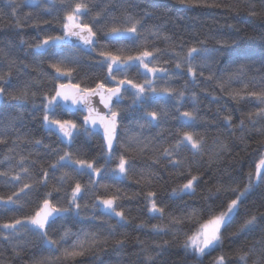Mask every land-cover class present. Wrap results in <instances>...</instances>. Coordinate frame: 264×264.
Instances as JSON below:
<instances>
[{"label": "clouds", "instance_id": "clouds-1", "mask_svg": "<svg viewBox=\"0 0 264 264\" xmlns=\"http://www.w3.org/2000/svg\"><path fill=\"white\" fill-rule=\"evenodd\" d=\"M0 264H264V0H0Z\"/></svg>", "mask_w": 264, "mask_h": 264}, {"label": "snow or ice", "instance_id": "snow-or-ice-1", "mask_svg": "<svg viewBox=\"0 0 264 264\" xmlns=\"http://www.w3.org/2000/svg\"><path fill=\"white\" fill-rule=\"evenodd\" d=\"M64 28H65V31L70 33V34L80 35V38L82 40H87L92 35V33L90 31H89V36L88 37H85V36L81 35V33H83L85 30H87V26L86 25H81L80 23H78L76 18L73 15H69L67 17V23H65ZM74 29H79L80 32L79 33H74L73 32ZM101 54L105 55V56H111V58L113 60H118L119 59L118 56H114L111 53H101ZM145 55H148V53H145ZM55 67H56V71H58V72L63 71V69H61L59 66H55ZM60 87H61V91H58L57 95H63L65 97V99H67L70 94L65 92V91H63V89L68 88V87H78V86L61 85ZM73 99H75V98L73 97ZM91 118L93 120L99 119L102 123H107L105 121L104 117L97 116L94 113L91 114ZM57 123H60L61 128H63L66 133L70 132V127H69V123L70 122L65 121V122L61 123V122L57 121ZM104 202L106 204H111L112 200L109 199V200H106ZM50 211H51V209L49 207V204H48L47 201H45L44 204L40 208H38V210L36 211L35 215L32 217L33 223L43 225L44 222L46 221ZM218 222L219 221H218L217 218H213V219L207 221L205 224H203L201 226V232L193 235L190 238L191 239V243L193 245L199 244L201 235H203L205 238H207V236L209 234H211L213 232L214 228L218 225ZM75 254L76 253H69V255H75Z\"/></svg>", "mask_w": 264, "mask_h": 264}]
</instances>
